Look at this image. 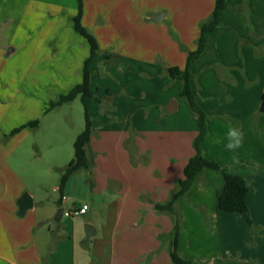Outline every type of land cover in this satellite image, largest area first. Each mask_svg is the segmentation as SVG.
<instances>
[{"label":"rangeland","instance_id":"1","mask_svg":"<svg viewBox=\"0 0 264 264\" xmlns=\"http://www.w3.org/2000/svg\"><path fill=\"white\" fill-rule=\"evenodd\" d=\"M23 1L0 0V186H9L12 191L19 181L26 187L25 192L50 198L63 208L59 222L76 225L83 240L85 223L81 219L97 208L99 194L109 198L108 190L100 191L107 174L117 173L125 167L122 161L115 165L113 154L118 146L130 150L131 143L135 142L140 152L182 157L188 154L189 146L193 155V140L198 134L197 115L187 100L179 96L182 81L170 76L162 52V41L171 43L183 56L190 44L175 30L170 19L157 26L155 33L159 34V39L153 38V31L150 33L151 49L145 52L150 56V62L134 60L128 53L131 48L118 50L110 43H98V49L89 61L91 95L82 99L78 94L71 101L44 112L51 100L81 82L83 63L89 57L90 49L87 42L80 40L71 22L70 32L66 29L67 13L77 10V0H35L29 12ZM255 4L251 0H230L220 24L206 34L203 53L190 67L194 101L205 113L206 135L202 150L223 167L224 162L219 157H230L223 150L228 132V127L225 129L223 124L227 122L237 127L240 122H247L242 146L236 154L245 167H250L254 159L256 138L264 139V112L260 110L264 94V4ZM59 9L62 10L53 16L49 13ZM50 24L63 25L59 32L57 28L50 32ZM60 35L62 40L68 37L65 43L61 39L56 41ZM192 43L196 45L197 40ZM131 50L136 52V49ZM172 101H175L176 109L169 112L166 107ZM86 114L91 130L99 134L93 133L94 146L103 148L97 151L99 159L96 162L93 155L90 171L74 172L67 186L69 190L63 191L59 189L60 173L51 170V163L63 160L67 164L71 160L74 141L84 129ZM35 119L39 120L37 128L23 127ZM16 128L20 130L12 133ZM141 129L171 131L175 138L169 135L158 138L146 132L143 135L139 133ZM103 132H112L114 138L105 140ZM122 138H126L124 142ZM205 145L209 153H206ZM105 151L112 157V163L101 155ZM135 163L140 164V159ZM6 166L17 179L11 177L6 182ZM139 169L143 171L142 163ZM205 171L221 175L211 169ZM159 180L154 177L144 183L151 187ZM209 182L210 185L198 180L191 189L198 193L207 185L213 190L214 179L211 177ZM210 189L203 198L208 204L212 199ZM62 193L66 201L61 204ZM83 202L89 206L86 215L69 214L72 203ZM198 210L200 219H206L204 228L199 225V233L205 232L204 229L210 231L215 225L214 217L203 207ZM177 219L181 227L179 213ZM249 227L253 233L252 224ZM231 230L239 235L242 233L233 224ZM83 243L88 246L90 240ZM244 243L240 238L227 243L233 255H227L220 264H240L237 251L245 252Z\"/></svg>","mask_w":264,"mask_h":264},{"label":"crops","instance_id":"2","mask_svg":"<svg viewBox=\"0 0 264 264\" xmlns=\"http://www.w3.org/2000/svg\"><path fill=\"white\" fill-rule=\"evenodd\" d=\"M33 1L35 0L23 1L24 6L29 8L27 12L31 11L30 6ZM252 1H255V5L261 2L264 4V0ZM214 2L215 0H83L81 23L95 36L98 43H110L118 50L125 47L136 49V52L130 49L128 52L130 57L146 63L151 61L150 56L145 53L151 49L150 33L151 31L155 33L157 26H161L165 20L170 19L175 30L180 32L181 37L190 44L187 46L188 50H193L196 45H193L192 41H196L200 34L199 21L208 17L213 10ZM229 3L230 0H226V7L220 18L229 8ZM61 10H52L49 13L53 16ZM69 12L66 16L69 22L66 25L68 32L71 30L70 22L73 27L72 18L77 10ZM156 12H163L159 22L150 17V14ZM62 25L50 24L48 28L50 32L56 31L55 28L59 32ZM158 35L155 33L153 38L159 39ZM78 36L80 40L82 38L85 41L82 36ZM66 39L63 37L62 40L60 35L57 36L56 41L65 43ZM162 44L166 69L177 67L181 73L185 67L187 54L183 56L182 53H177L176 47L171 46V43L162 41ZM83 48L86 49V46L84 45ZM120 52L122 53V50ZM246 123L242 121L237 126L243 133L247 128ZM230 124L226 122L223 127L227 129ZM259 129L261 130L260 125L258 131ZM145 132L155 134L158 138L167 135L175 138V133L171 131L139 130L140 134L144 135ZM194 132L191 131L192 135ZM93 133L95 136L99 135L92 131L90 141L85 146L90 162L93 161V155L96 157L97 151L103 148L94 146ZM103 137L109 141L114 135L112 132H103ZM117 138L119 142L120 136ZM122 139L121 141L124 142L126 138ZM130 147L129 150L120 145L113 154L116 156L115 165L122 161L125 167H121L117 173L107 174V180L100 191L108 190L109 198L99 194L97 208L81 219L85 225L90 224L94 228L95 233L88 240H85V237L82 240V234L77 230L76 225L70 226L55 219L57 209L61 206L56 205L50 198L28 193L32 198V207L27 209L23 216H19L17 201L26 191V187L19 181L12 191L9 190V186H0V264H172L169 245L177 213L182 217L177 235V250L181 257L190 260L192 264L222 263L227 255H233L227 243H233L239 238L245 241L246 249L245 252L237 251L238 262L264 264V139L262 137L256 138L254 159L250 167H245L243 162L233 163L231 156L236 155L239 148L235 153L224 148L223 150L227 151L230 157H219L232 173L249 180L246 202L254 227L253 233L250 232L247 221L240 213L217 208V196L222 188L223 178L222 175L207 173L206 169L195 182L204 180L210 185L209 181L212 177L215 182L213 190L206 185L195 193L191 189L192 184L173 202L172 208L176 215L168 210H157L155 204H166L173 197L177 180L182 177L183 167L190 157L192 148L189 150L188 146V154L182 157V155L172 156V154L151 151L140 152L135 142L131 143ZM205 149L206 153H209L207 145ZM101 155L107 157V162L112 163V157H109L106 151ZM98 159L96 157L94 161ZM138 159L142 163L143 171L139 169L141 163H135ZM67 164L63 160H53L51 170L61 173ZM5 176L6 182L11 177L17 179L9 166H6ZM154 177L160 179L157 184L146 186L144 182L148 183L147 180ZM69 181L70 178L63 191L69 190L67 187ZM209 189L212 199L208 204L203 198L208 194ZM65 201L60 202L62 204ZM73 204L81 205L87 202L72 203L70 208ZM202 207L214 217L212 221L215 225L210 231L204 229L205 232L199 233V225L204 228L206 220L200 219L199 216L198 208ZM88 209L89 206L81 215H86ZM191 217L198 219H190ZM232 224L240 229L241 235L231 230ZM89 240V245H84L83 242Z\"/></svg>","mask_w":264,"mask_h":264},{"label":"trees","instance_id":"3","mask_svg":"<svg viewBox=\"0 0 264 264\" xmlns=\"http://www.w3.org/2000/svg\"><path fill=\"white\" fill-rule=\"evenodd\" d=\"M82 7L83 0H77V12L72 18L74 30L85 39L90 49V55L83 63L82 80L80 83L74 85L67 93L59 95L55 100H51L44 112L59 106L63 102L71 101L78 94H81L82 99L91 95L89 85V61L91 60L94 51L98 49V42L95 36L81 23ZM225 7L226 0H215L211 13L206 19L200 22V34L197 39L196 47L193 50L187 51L186 63L182 72L180 73V70L177 67L168 68L171 77H178L182 81V88L179 96L187 100L191 110L197 115L198 134L193 140L194 153L183 167L182 177L177 180L176 191L174 192L173 197L166 204H155V208L157 210H168L176 215L172 208L173 202L190 188L205 169H212L220 172L223 178V185L217 196V208L229 212H238L244 217L248 225H251L252 221L249 216L246 202L249 180L238 174L232 173L228 168L223 167L219 161L207 157L204 154L202 150V141L206 135L205 113L196 105L190 85L192 77L190 67L199 55L203 53L206 47V34L213 31L220 24V15ZM38 125L39 120L35 119L29 121L26 125H23V127L28 126L31 128H37ZM19 130V128H16L12 133H16ZM91 132V122L86 114L84 129L74 141L73 157L60 173V190L64 188L68 179L74 172L80 169H85L88 172L90 171V160L86 155L85 146L90 141ZM179 228L180 224L176 216L169 245L171 262L172 264H192L190 260L184 259L178 253L177 235Z\"/></svg>","mask_w":264,"mask_h":264},{"label":"water","instance_id":"4","mask_svg":"<svg viewBox=\"0 0 264 264\" xmlns=\"http://www.w3.org/2000/svg\"><path fill=\"white\" fill-rule=\"evenodd\" d=\"M162 15H163V12H156V13L150 14V17L154 21L159 22L160 19L162 18ZM9 52H10V50L8 51V53ZM175 109H176V103H175V101H172L166 107V110L169 111V112L170 111H173ZM260 110L262 112H264V94H263V97H262V100H261ZM17 205H18L17 214L19 216H23L24 213L26 212V210L32 207V198H31V196L27 192H24L21 195V197L18 199ZM62 212H63V208L62 207H59L57 209V213L55 215V219L56 220H59L60 219V217L62 215ZM84 231H85V240H88V238L95 233L94 228L90 224H86L85 225Z\"/></svg>","mask_w":264,"mask_h":264},{"label":"clouds","instance_id":"5","mask_svg":"<svg viewBox=\"0 0 264 264\" xmlns=\"http://www.w3.org/2000/svg\"><path fill=\"white\" fill-rule=\"evenodd\" d=\"M243 138V131L240 128L230 124L227 132V143L225 144V149L235 153V151L242 146ZM232 161L234 164L238 163V157L233 155Z\"/></svg>","mask_w":264,"mask_h":264},{"label":"built area","instance_id":"6","mask_svg":"<svg viewBox=\"0 0 264 264\" xmlns=\"http://www.w3.org/2000/svg\"><path fill=\"white\" fill-rule=\"evenodd\" d=\"M61 200L65 201L66 196L62 195ZM87 208H88V206L86 204H81V205L73 204L69 210V213L71 215H81V214H84L86 212Z\"/></svg>","mask_w":264,"mask_h":264}]
</instances>
